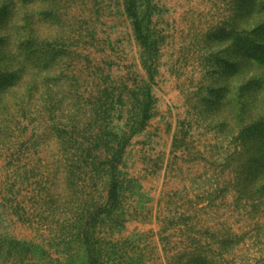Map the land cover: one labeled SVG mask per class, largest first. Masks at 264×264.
<instances>
[{"label": "trees", "instance_id": "16d2710c", "mask_svg": "<svg viewBox=\"0 0 264 264\" xmlns=\"http://www.w3.org/2000/svg\"><path fill=\"white\" fill-rule=\"evenodd\" d=\"M139 1L124 0L123 14L131 19L143 51H156L160 31L154 18L161 8L151 7L152 13L142 16L136 10ZM76 5L57 8L53 0H0V147H26V136L33 140L47 129L62 138L80 136L79 125L87 119L84 135L101 134L96 147L112 152V163L95 166L91 175L96 182L90 183L95 191L89 190L76 220L62 211L55 212L54 220L39 216L38 226L51 227L38 237L39 252L33 251L37 246L2 233L0 258L7 248L16 247L26 252L19 264H264V0H232L229 6L235 11L225 24L229 32L216 28L207 35L227 47L211 65L209 80L217 79L197 92L192 120L179 122L173 152L183 151L184 159L196 150L200 159L210 151L213 160L182 189L163 192L156 207L114 164L124 143L141 134L153 117L151 86L145 80L132 85L115 81L107 60H88L85 69L73 65L81 52L99 41L96 22ZM73 7H79L78 18L66 27L64 17L75 11ZM82 32H87L84 40L76 35ZM87 75L93 78L89 85ZM67 99L77 111L63 115L69 122L62 123L58 114ZM207 135L221 141L223 149L206 144L205 151L200 150ZM168 165L177 178H189L178 164ZM76 170L67 169L68 180L81 181ZM103 176L108 182L99 189L97 181ZM135 195L140 198L135 200ZM28 213L19 214V221L31 223ZM134 221H156L157 229L124 235ZM115 233L118 237L109 238ZM57 244L64 247L59 252L63 262L53 258Z\"/></svg>", "mask_w": 264, "mask_h": 264}, {"label": "rangeland", "instance_id": "374dc122", "mask_svg": "<svg viewBox=\"0 0 264 264\" xmlns=\"http://www.w3.org/2000/svg\"><path fill=\"white\" fill-rule=\"evenodd\" d=\"M231 1L153 0L151 3V0H140L136 10L142 16L152 13L151 7L161 8L154 18L160 31L156 37L157 49L146 50L145 53L135 39L131 19L123 14L124 0H78L77 5L72 3L73 0H53V7L57 8L79 5L86 10V18L96 22L99 30L96 45L81 52L82 57L78 60H73L77 69H85L88 60L95 64L107 60L112 62L115 81L127 80L132 85L135 80H145L151 86L155 100L153 117L141 134L131 137L128 144L124 143L125 148L119 154L120 156L122 153L121 159L118 156L117 162H114L128 182L141 188L139 193H142L143 198L153 199L151 206H157L163 192L178 187L182 189L201 172L203 164L213 160L211 152L205 151L204 145L216 144L217 149H223L221 141H215L213 135H207L202 138L204 140L199 147L205 151L203 158L197 159L195 155L198 152L194 150L185 154L186 157L182 159L183 151L174 153L173 143L179 122L192 120L190 114L193 112V104L198 100L199 89L217 79L215 76L213 80H209L211 65H216V54L222 52L227 45L221 47L217 41L209 40L207 35L215 32L216 28L229 32L225 25L226 18L235 11L229 6ZM42 5H46V2H42ZM79 7H73L75 11L64 17L66 27L78 18ZM76 35L84 40L87 32ZM213 52L214 56L211 58L210 54ZM92 79L91 75H87L85 84L89 85ZM60 111H63L58 114L62 123H68L63 115H75L77 107L73 106L72 99H67ZM86 123L88 121L84 119L79 125L80 136L67 135L62 138L56 135L55 129H47L45 134L33 140H30V135L26 136V141H29L26 147L21 144L13 147L11 143L5 148L0 147V234L7 233L18 242H29L31 246H37L33 251L39 252L42 246L38 237L51 228L38 226L39 216L54 220L55 212L62 211L65 217L72 214L76 220V216L83 214L89 190L95 191L90 188V183L96 182L91 175L95 166L112 163L108 158V155L112 156V152L108 154L109 151L96 147V143H100L101 134L93 132L90 136L84 135ZM70 127L68 132H71ZM46 128L42 127L40 132ZM84 136L88 138L85 139ZM196 137H199V132L194 138ZM218 151L220 150H215ZM168 164H178L184 170V177L189 175V178L180 179L175 173H169ZM68 168L77 169L81 181L68 180ZM103 179L97 181L99 189L104 182H108L104 176ZM139 198L135 195V200ZM100 206L95 207V210L100 209ZM21 207L24 208L23 212H29L26 216L32 217L31 223L19 221V214H23ZM156 223H128L124 235L133 231H155ZM55 233L59 237L58 232ZM108 236L113 239L118 237L116 233L114 237L110 234ZM63 249V245L57 244L52 250L53 258L63 262L64 256L59 254ZM45 250L50 251L51 248L47 247ZM24 253L16 247L7 248L6 254L0 258V264H19L20 260L23 262L26 258ZM31 261L32 255L27 262ZM160 263L165 264L162 260H154V264Z\"/></svg>", "mask_w": 264, "mask_h": 264}]
</instances>
